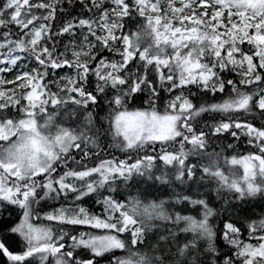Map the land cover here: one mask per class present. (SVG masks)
Segmentation results:
<instances>
[{
    "label": "snow or ice",
    "instance_id": "1",
    "mask_svg": "<svg viewBox=\"0 0 264 264\" xmlns=\"http://www.w3.org/2000/svg\"><path fill=\"white\" fill-rule=\"evenodd\" d=\"M76 4L89 15H73ZM57 12L68 18L54 31ZM134 16L144 17L146 24L133 37L124 30ZM0 29V85H15L0 90V212L6 205L23 210L22 220L8 230L22 239L23 251L12 253L0 241V254L13 264H264V213L253 219L243 207L252 199L264 200V123L246 119L264 120V0H5ZM64 35L70 39L58 52L57 38ZM145 37L151 43L141 47ZM245 43L248 51L241 47ZM104 51L118 58L104 56ZM136 59L144 64L143 75L129 69ZM29 60L35 67H28ZM150 65L157 83L147 77ZM238 69L239 80L225 77ZM10 72H15L13 79H5L3 74ZM54 75L56 80H48ZM190 85L226 93V98L197 106L189 99ZM177 89L180 93L160 111V91ZM144 90L150 92L149 107L129 110L128 98ZM101 100L108 111L98 120ZM69 104L75 107L65 118L84 113L73 129L56 122ZM49 105L60 110L48 112ZM204 113L222 118L207 125V131H197L193 122ZM224 134L236 141L245 137L255 149L225 157L228 174L220 167L221 153L206 151L213 137ZM103 136H110L112 146L128 158L88 167L84 161L103 151ZM165 145L178 149L168 151ZM148 148L156 154L148 155ZM133 154L137 158L129 162ZM198 156H207L209 163H189ZM157 161L171 171L155 176ZM94 176L98 179H89ZM135 176L181 186L202 183L207 176L215 180L218 196L226 189L242 204L231 206L232 215L222 227L211 220L219 213L209 199L194 198L198 192H173V199L146 205L133 200L129 207L112 193L117 179L127 182ZM70 194L72 203L44 216L55 222V230L51 224L33 223L42 201L67 200ZM91 196L102 197L98 202L107 215L82 206ZM181 204L197 208V216L170 210ZM151 221L162 222L167 232L156 245H148L158 255L137 248L145 244V232L157 227ZM75 226L101 231H77ZM245 233L255 243L244 242ZM218 237L232 247V255L221 254Z\"/></svg>",
    "mask_w": 264,
    "mask_h": 264
},
{
    "label": "trees",
    "instance_id": "2",
    "mask_svg": "<svg viewBox=\"0 0 264 264\" xmlns=\"http://www.w3.org/2000/svg\"><path fill=\"white\" fill-rule=\"evenodd\" d=\"M5 0H0V5H3ZM31 2L36 3L38 0H31ZM44 2H47V0H44ZM179 7V3L176 5ZM72 14L76 16L81 17H87L89 13L83 12L81 9V5L76 4V6L72 9ZM68 17L62 15L61 13L57 12L56 20L53 22V30L55 31L56 28H58ZM175 23V22H174ZM146 24L145 18L140 16H134L132 20L126 25L125 27V34L135 36V34L138 31H141L144 25ZM10 29L12 32H16L17 28L15 25L10 26ZM2 31V29H0ZM15 38V37H13ZM59 40V46L57 48L58 52H62L64 50V45L68 43L70 37L67 35H64L63 37L57 38ZM77 42L80 39L79 33L77 34ZM151 43L150 37H145L144 42L142 43L141 47L147 46V44ZM49 47L51 48V43H49ZM245 51H248L249 45L245 43L241 46ZM170 51V50H169ZM104 56H108L109 58H118V57H112V54H110L107 51L103 52ZM27 65L29 68L35 67V64L33 61L29 60L27 61ZM129 69L136 72L139 75H143L145 72L144 64L143 62H140L138 59L133 60L129 64ZM238 71L236 72H227L225 73L226 78L239 80L240 77L238 75ZM15 72L10 73H4L6 75L5 79L11 80L13 79ZM147 77L149 80L153 81L154 83H157V77L156 73L154 71L153 66H148L147 69ZM57 77L51 76L48 78V80H56ZM45 83H48V81H45ZM92 85L90 84V87ZM15 87V85H9V86H1L0 90H8ZM49 89L52 92H58V88L55 84H48ZM190 89V92L192 93L191 96H189L188 91H185L184 95L189 96V99L191 101L199 106L201 103H213V102H220L222 98H226V93H216L212 94L209 92L204 91L201 88L196 87L195 85L187 86ZM227 91V90H226ZM20 89H17V94H19ZM180 93V90L177 89L173 93H168L166 91H160L159 93V100L156 101V107L163 111L166 107L169 100H171L175 95H178ZM111 95V93H109ZM66 98V97H65ZM150 100V92L148 90H144L141 92H137L131 97L128 98L127 108L129 110H138V109H147L149 107L148 101ZM75 106L69 104L66 108H63L60 110L59 106L56 108H53L51 105L48 106V112H53L60 110V115L56 118V122L61 124L64 127H68L70 129L77 128L82 120L84 113L82 111H78L76 117H68L65 118L64 113L70 111ZM91 107V106H90ZM12 111H15L14 109ZM107 105L104 103V101H100V107L97 109L98 114V120L99 117H104L107 113ZM222 118V114L220 113H204L200 117L196 118V121H194V127L199 131L200 129H204L207 131V125H211L213 123L218 122ZM250 122L256 124L259 126L261 123H264V120H262L259 116L256 117L255 120H253L251 117H247ZM104 127H107V124L105 123ZM232 143L235 145V148H227L226 145ZM103 151L101 152L99 157L93 156L91 160H86L84 163L88 165V167L96 166L100 163L101 160H125L128 158V153L121 151L118 148H115L112 146V141L110 136H103L102 137V145ZM166 149L168 151H175L178 149V145H172L167 146L165 145ZM186 147H190V145H186ZM156 153H159L161 145L157 143L155 145ZM208 152H216L221 153V159H220V167L222 170L225 171L226 174H228V166L224 165L223 159L225 157L230 158L233 155H242L246 154L250 151H255V149L247 144V138L241 137L239 141L234 140L230 135L224 134L223 136L216 138L213 137L212 140L209 142V147L207 148ZM151 148L147 149L148 155H155ZM76 155L77 160L80 159V156L78 153H74ZM144 152L139 153V155H144ZM137 158L136 154H133L132 160L129 162H133ZM189 163L192 164H200V165H207L209 163L207 156H198V157H190ZM157 168L153 169V173L155 176L161 175L163 171H171V168H166L162 162L157 161ZM70 167L75 168L76 166L74 164L70 163ZM159 169V170H157ZM65 169L61 168L60 171L63 172ZM238 171H242V169H238ZM197 175L199 176L200 173L198 172ZM89 179H98V177H91ZM116 192L112 193L114 198L121 203H124L125 205L131 206V201L133 200H139L143 204H148L150 202H158L161 199L164 200H170L173 199V192L181 193L183 192L186 195H194L197 192L199 195H194V198H204L209 199L210 205L219 213L218 217H212L211 220L215 221V224L218 227L223 226L224 220L232 215V207L236 206L239 207L242 202L237 200L233 193L227 191L226 189H221L219 196L216 194L215 189L217 188V184L215 180L205 176L204 182L196 181L189 182L187 185H179L178 182L173 181L171 185H162L158 180L152 179L148 180L145 177H139L135 176L132 180H129L127 182L123 181L122 179H117L115 182ZM106 194V193H105ZM72 195L70 194L67 200L64 197H60L58 200H47L42 201L39 205L36 206V211L39 214V218L34 217L33 223L36 225H53L54 230L56 229L55 222H49L44 219V216L52 212L54 209L60 208L62 205H67L69 203H72ZM102 197H96L91 196L86 198L85 200L81 201L80 203L82 206L86 207L90 212L99 214V215H107V213L104 212V208L102 204L98 202L99 199ZM225 201L228 203L226 204ZM243 207L245 208L248 215H251L253 219H256L261 216L262 213H264V200H261L259 198L252 199L250 203L244 204ZM170 210L180 211L183 210V214L186 215H192L197 216L198 209L193 208L191 205L188 204H181V205H175ZM22 209L18 208L15 205H6L3 206V211L0 212V241H3L6 245V247L9 249L12 253H20L23 251V241L19 237L18 234L10 233L8 230L15 226L17 223H19L22 220ZM211 222V221H210ZM152 224L157 225L156 228H153L150 231L145 232V244L144 245H138L137 248L142 253H148L149 255H158L159 252H153L149 249L148 245H156L158 241V236L160 234H167L165 231V226L162 225V222L160 221H151ZM77 231H101V230H92V229H86L84 226H75ZM166 227H172V225H167ZM124 238L128 237V233L122 234ZM180 239H185V236L182 234L180 236ZM241 239L246 243H255L254 240H251L247 233L241 236ZM221 254H233V249L231 246L227 245L226 242L222 241L217 238L216 241ZM116 255L124 256L126 255L123 252H117ZM0 264H13L12 261L8 260L6 255L0 254ZM32 264H38L37 261L33 260ZM50 264V262H49ZM102 264H106V260L102 261Z\"/></svg>",
    "mask_w": 264,
    "mask_h": 264
},
{
    "label": "rangeland",
    "instance_id": "3",
    "mask_svg": "<svg viewBox=\"0 0 264 264\" xmlns=\"http://www.w3.org/2000/svg\"><path fill=\"white\" fill-rule=\"evenodd\" d=\"M13 75H15V74H13ZM3 77L5 78L6 75L3 74ZM9 85H11V84H5V85H1V86H9ZM35 219H36V218H35Z\"/></svg>",
    "mask_w": 264,
    "mask_h": 264
}]
</instances>
